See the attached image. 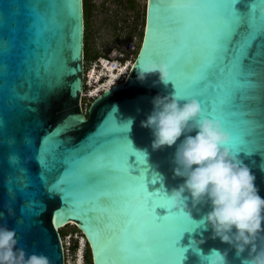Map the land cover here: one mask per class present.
Instances as JSON below:
<instances>
[{
  "label": "snow or ice",
  "instance_id": "6c2138e0",
  "mask_svg": "<svg viewBox=\"0 0 264 264\" xmlns=\"http://www.w3.org/2000/svg\"><path fill=\"white\" fill-rule=\"evenodd\" d=\"M235 2L155 0L154 3L149 0L145 44L155 8L150 55L160 60H164L163 56L168 57L173 69L170 81L175 86L176 95L197 98L204 115L219 119L231 135L230 146L234 151L264 153V120L258 119L264 114V108L258 111L254 104L248 103L255 99L249 93L264 87L255 68L256 59L264 57V44L255 54L253 52L256 42L264 40V14L260 11L264 0L252 3L251 11L245 17L236 12ZM2 3L4 0H0ZM22 7L26 10L28 31L32 36L38 37L48 31L55 38L70 26L72 59L79 57L80 9L75 0H31ZM165 14L167 34L161 28ZM18 48V37L5 30L0 35V68L9 69L16 65L20 55ZM49 63L54 65L51 75L58 82L62 76L74 71L67 67L66 61L56 58V54ZM68 126L65 123L46 137L39 149L38 161L44 170L41 176L44 184L48 183L47 174L55 171L48 158L56 160L63 144L57 137ZM128 128V124H118L114 118L86 144L65 148L60 153L61 168L52 185L61 189L65 207L57 212L53 222L60 224L78 219L85 231L86 224L89 238L91 232L96 240L95 254L97 258L98 249L102 264H180L186 249L177 247V241L184 232L195 229L183 227L181 221L196 226L195 221L182 214L178 217L164 195L159 191L149 192L142 177L133 176L129 171V156L135 155L139 162H143L145 155L135 151L129 143ZM106 171L115 172L118 178L127 181L121 193L127 198L120 205L122 219L118 222L110 211L115 202L105 203L107 194L97 191ZM156 179L158 177H154L153 182ZM28 180L30 183V176ZM17 191L31 200L30 215L36 216L35 209L39 205L35 198L22 188ZM157 207L168 208V214L158 216Z\"/></svg>",
  "mask_w": 264,
  "mask_h": 264
},
{
  "label": "water",
  "instance_id": "95a60500",
  "mask_svg": "<svg viewBox=\"0 0 264 264\" xmlns=\"http://www.w3.org/2000/svg\"><path fill=\"white\" fill-rule=\"evenodd\" d=\"M30 2L31 0H4V3L0 4V35H3L5 30L15 34L18 37L20 53L14 67L0 68V225L15 229L19 240L18 247L24 248L28 253L36 252L46 255L51 264H64L63 244L58 229L73 223L89 244L93 264H102L98 249L96 258V240L90 232L92 243L86 232L88 230L86 224L85 231L78 219H69L60 224L53 222L57 212L64 208L65 204L61 193L50 196L48 188L55 182L61 168L60 153H63L65 148L86 144L90 138L98 136L105 129L106 123L114 118L118 124L129 125L126 133L129 143L135 151L145 155L143 162H139L135 155H130L128 163L131 166L129 171L133 176L142 177L149 192L159 191L162 195L165 193L170 195L171 189L183 182V178L174 175L176 146H165L163 149L153 150L152 132L141 126V121L146 119L153 109L152 99L158 94L167 95L175 92L172 81H169L167 85L160 83L153 86V81L158 80V76L155 75L150 76L144 83L137 80V69L141 64H145L150 59L157 62L160 60L150 55L153 47L151 28L155 23V8L148 41L145 44V35L149 26V0H145V19L140 46L128 72L125 77L123 76L124 80L103 89L90 101L84 114L81 103L84 82L83 0H75L80 9V31L77 35L79 57L77 59H72L70 26L55 38L52 32L48 31L38 37L29 33L26 10L22 5ZM228 2L231 3V0ZM259 2L260 0H236L233 7L241 17H245L251 11L252 3ZM167 24L165 14V18L161 20V28L165 34H167ZM45 44L49 47L45 48ZM262 44L264 40L256 42L254 54ZM54 54L56 58L66 61L69 69L74 70L62 76L59 82L51 75L54 65L49 61L54 59ZM161 58L167 62L171 74L173 69L168 63V57ZM255 68L258 79L264 83V57L256 59ZM191 70L189 69L190 72ZM249 95L255 99L249 100L248 103L254 104L258 111L264 108V87ZM258 119L264 120V114L259 115ZM65 123L69 126L57 137L63 141V144L56 154V160L48 158L55 171L47 174L48 183L44 184L41 180L44 170L39 166L38 161L39 149L45 138ZM222 126L225 127L223 124ZM192 135H195V132ZM180 139L182 140L183 136ZM129 154H131L130 151ZM238 155L255 175L259 194L264 197V153L239 152ZM154 177H158L155 182H153ZM125 184L127 181L118 178L115 172L106 171L97 189L98 192L107 194L104 197L105 203L115 202V207L110 211L117 222L122 219L119 214L120 205L127 198L121 194L125 190ZM18 188H22L25 193H30L35 198L39 205L35 209L36 216L30 215L31 200L18 192ZM188 203L191 204L190 200ZM197 207L199 211L193 208L191 213L196 226L193 223L181 221L183 227H195V229L184 232L177 241V247L186 249L185 258L180 264H201L200 256L189 247L193 238L206 240L204 244L198 245L204 253L212 248L220 250L230 248L218 238H211L210 227L205 230L198 223L210 206ZM171 210L179 217L180 213L175 208ZM168 212V208H156V214L160 217L167 215ZM67 214L71 215V213ZM98 215L104 214L98 213ZM254 243L258 249L264 248V227L257 234ZM247 256L246 251L241 257H237L236 250L233 248L229 251L228 259L231 264H241V259Z\"/></svg>",
  "mask_w": 264,
  "mask_h": 264
},
{
  "label": "clouds",
  "instance_id": "9594fccd",
  "mask_svg": "<svg viewBox=\"0 0 264 264\" xmlns=\"http://www.w3.org/2000/svg\"><path fill=\"white\" fill-rule=\"evenodd\" d=\"M260 11L264 13V7ZM154 75L158 80L153 81V86L167 85L170 81L167 62L148 60L137 69V80L141 83ZM152 104L153 109L141 126L151 130L153 150L176 146L174 175L183 178L170 195L164 196L172 208L191 220L193 208L199 211L197 206H210L198 223L205 230L211 228L212 239L218 238L230 246L204 253L198 245L206 240L193 238L189 247L200 256L201 264H231L228 254L233 248L237 257L248 252L241 264H264V248L258 249L254 243L264 227V197L259 194L255 175L230 146V133L219 119L204 115L195 97L180 98L175 92L158 94ZM48 192L50 196L56 195L61 189L51 185ZM18 244L15 229L0 225V264H51L46 255L28 253Z\"/></svg>",
  "mask_w": 264,
  "mask_h": 264
},
{
  "label": "rangeland",
  "instance_id": "374dc122",
  "mask_svg": "<svg viewBox=\"0 0 264 264\" xmlns=\"http://www.w3.org/2000/svg\"><path fill=\"white\" fill-rule=\"evenodd\" d=\"M127 1L134 4V6H132L133 8H126ZM144 19L145 0H89V61L93 60V56L97 58L99 55L105 54L106 56L114 57L118 52L122 51L124 54L123 56L132 63L139 49L138 46L143 34ZM126 37H131L132 41L135 43V49L131 52L123 51ZM85 63L87 65V61ZM112 74L113 73L109 74L108 72L109 79L105 84L110 79H114L110 77ZM124 77L120 78L118 81L124 80ZM82 101L85 102L82 103ZM81 103L83 113L86 114L90 101L82 99ZM59 229L61 234L68 232L64 235L68 240H70V238L71 241L74 239L77 240L75 254L78 257V261H80L85 248V242L81 236V231H76L75 227L72 225H66ZM69 233H72L71 237Z\"/></svg>",
  "mask_w": 264,
  "mask_h": 264
},
{
  "label": "built area",
  "instance_id": "2783aa9c",
  "mask_svg": "<svg viewBox=\"0 0 264 264\" xmlns=\"http://www.w3.org/2000/svg\"><path fill=\"white\" fill-rule=\"evenodd\" d=\"M135 49V43L132 40H127L123 45V51L131 52ZM123 52L120 51L114 57L106 56L105 54L99 55L92 61H88L87 65L84 62L83 68V89L81 92L82 99L91 101L93 98L98 96L103 89L105 82L109 79V74H117V77L113 79L117 82L120 78L126 75L128 72L131 62L123 56ZM114 67L113 70L108 71V67ZM93 71V75L90 76L89 72ZM106 72V73H105ZM102 75H105L104 77ZM85 101H82L84 103ZM70 237L72 233H69ZM68 234V235H69ZM64 252V264H85L83 256L80 261L75 254V251L71 250L72 241L71 238L68 240L64 236L61 237ZM69 242V243H68Z\"/></svg>",
  "mask_w": 264,
  "mask_h": 264
},
{
  "label": "trees",
  "instance_id": "16d2710c",
  "mask_svg": "<svg viewBox=\"0 0 264 264\" xmlns=\"http://www.w3.org/2000/svg\"><path fill=\"white\" fill-rule=\"evenodd\" d=\"M132 6H134V4H132V2H130V1H127L126 8H133ZM88 16H89V0H83V17H84V45H83V47H84V60H85V62L86 61L88 62L90 59L89 58V46H88L89 45V42H88L89 41V38H88ZM127 40H132V38L126 37V41ZM94 58H96V56H93V59ZM66 225H72L75 227L76 231H79L78 228L74 224H66ZM59 233H60L61 237H63L68 232L61 234V231L59 229ZM81 236H83V234H81ZM76 248H77V240L74 239L72 241L71 250L75 251ZM83 256H84L85 264H93L92 258H91V251H90L89 244L87 241H85V248H84Z\"/></svg>",
  "mask_w": 264,
  "mask_h": 264
},
{
  "label": "bare ground",
  "instance_id": "6f19581e",
  "mask_svg": "<svg viewBox=\"0 0 264 264\" xmlns=\"http://www.w3.org/2000/svg\"><path fill=\"white\" fill-rule=\"evenodd\" d=\"M138 53V52H137ZM113 68L114 67H112V66H110V67H108L107 69H108V71H111V70H113ZM89 74H90V76H92L93 75V71H91V72H89ZM110 77H112V78H116L117 77V74L115 75V74H112V75H110ZM116 82H114L113 81V79H110L106 84H104V88H107V87H109V86H112V85H114ZM56 228H57V226H56ZM90 251H91V249H90ZM92 255V254H91Z\"/></svg>",
  "mask_w": 264,
  "mask_h": 264
},
{
  "label": "flooded vegetation",
  "instance_id": "af4514ba",
  "mask_svg": "<svg viewBox=\"0 0 264 264\" xmlns=\"http://www.w3.org/2000/svg\"><path fill=\"white\" fill-rule=\"evenodd\" d=\"M86 241V239L84 238V242ZM90 248V247H89ZM76 251V250H75ZM83 256V255H82ZM91 258H92V255H91ZM83 260H84V256H83ZM93 263V262H92Z\"/></svg>",
  "mask_w": 264,
  "mask_h": 264
}]
</instances>
